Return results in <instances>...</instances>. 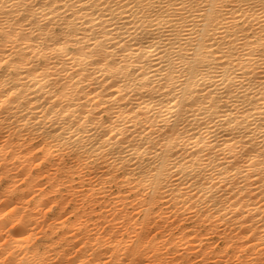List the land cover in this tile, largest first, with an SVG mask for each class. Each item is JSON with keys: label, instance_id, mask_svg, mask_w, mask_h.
<instances>
[{"label": "bare ground", "instance_id": "bare-ground-1", "mask_svg": "<svg viewBox=\"0 0 264 264\" xmlns=\"http://www.w3.org/2000/svg\"><path fill=\"white\" fill-rule=\"evenodd\" d=\"M0 264H264V0H0Z\"/></svg>", "mask_w": 264, "mask_h": 264}, {"label": "rangeland", "instance_id": "rangeland-1", "mask_svg": "<svg viewBox=\"0 0 264 264\" xmlns=\"http://www.w3.org/2000/svg\"><path fill=\"white\" fill-rule=\"evenodd\" d=\"M218 242H221V241H218V240H217V242H214V245H215V246H220L221 243H218ZM215 243H216V244H215ZM219 244H220V245H219Z\"/></svg>", "mask_w": 264, "mask_h": 264}]
</instances>
